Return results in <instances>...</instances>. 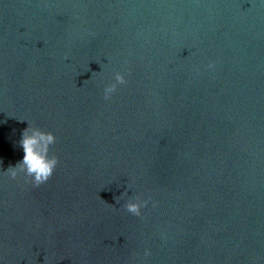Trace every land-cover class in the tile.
<instances>
[{"label": "water", "instance_id": "1", "mask_svg": "<svg viewBox=\"0 0 264 264\" xmlns=\"http://www.w3.org/2000/svg\"><path fill=\"white\" fill-rule=\"evenodd\" d=\"M0 264H264V0H0Z\"/></svg>", "mask_w": 264, "mask_h": 264}, {"label": "clouds", "instance_id": "2", "mask_svg": "<svg viewBox=\"0 0 264 264\" xmlns=\"http://www.w3.org/2000/svg\"><path fill=\"white\" fill-rule=\"evenodd\" d=\"M211 63L209 67H211ZM125 76L121 72L115 73V82L108 84L104 88V98L107 100L116 90L118 84L125 83ZM55 136L50 131H44L37 127L28 126L22 132L19 141L23 149V158L15 166H9L6 174L15 178L18 173H23L26 178H30L34 186H39L47 182L53 175L58 164V158L49 154V146L55 143ZM147 203L139 197L129 198L124 204L125 209L134 216L141 215V208ZM144 254L150 255L146 248Z\"/></svg>", "mask_w": 264, "mask_h": 264}]
</instances>
